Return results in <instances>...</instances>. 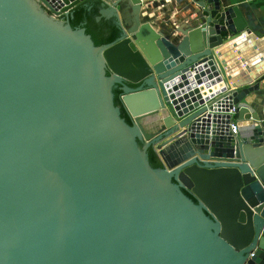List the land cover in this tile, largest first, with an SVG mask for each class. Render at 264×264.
<instances>
[{"label":"water","instance_id":"water-1","mask_svg":"<svg viewBox=\"0 0 264 264\" xmlns=\"http://www.w3.org/2000/svg\"><path fill=\"white\" fill-rule=\"evenodd\" d=\"M84 1L0 0V264H264V86L218 53L250 12L190 0L168 29L174 0H100L122 34L95 47Z\"/></svg>","mask_w":264,"mask_h":264},{"label":"crops","instance_id":"crops-1","mask_svg":"<svg viewBox=\"0 0 264 264\" xmlns=\"http://www.w3.org/2000/svg\"><path fill=\"white\" fill-rule=\"evenodd\" d=\"M220 1L226 6H241V10L247 14L246 17L250 19V16H252L250 23L253 27L252 32L254 37L241 38L238 40L239 44L232 42L228 46L230 50H226L228 47L226 49H222L221 47L218 51L219 55L222 52H227L225 56L219 57V59L226 71L229 86H238V88L242 86L248 87L257 83V81L260 82V85L264 86V70L257 72L256 67V60L264 57V0ZM169 5L172 7V12L167 10L162 13V7H158V17L154 21L157 28L166 26L168 29H172L177 24H186L188 20L194 18L195 12L198 10L190 0H174V4L169 3ZM249 12L250 16H248ZM148 16H153V13H150Z\"/></svg>","mask_w":264,"mask_h":264},{"label":"trees","instance_id":"trees-1","mask_svg":"<svg viewBox=\"0 0 264 264\" xmlns=\"http://www.w3.org/2000/svg\"><path fill=\"white\" fill-rule=\"evenodd\" d=\"M102 2L100 0H86L76 6L67 17L71 29H84L87 36L90 37L95 47L108 45L121 37V29L117 24L114 17H102L101 11L103 10ZM108 75V73H106ZM129 87L135 88L136 85L128 84ZM113 94V104L119 109L120 118L125 121L127 125L132 124V120L127 114L122 102V89L119 85H114L111 89ZM137 145L140 149L144 147V142L137 140ZM147 159L149 166L152 169H162L163 165L155 152L153 147L146 149ZM184 195L197 203L196 199L190 195L186 190H182Z\"/></svg>","mask_w":264,"mask_h":264},{"label":"built area","instance_id":"built-area-1","mask_svg":"<svg viewBox=\"0 0 264 264\" xmlns=\"http://www.w3.org/2000/svg\"><path fill=\"white\" fill-rule=\"evenodd\" d=\"M51 16H52L53 18H55V19H60V16H55V15H51ZM223 100H224V99H220V101L224 102ZM204 105L206 106L207 103H204ZM214 108H216V105L214 106ZM227 114H229L230 116H234V115L236 114V109H235V107H232L231 109H229V110L227 111ZM229 129H230V132H231L233 135H236V134H237V127H236V125H234V124H230ZM252 256H253V251H251V252L249 253L248 257L246 258V261L249 260Z\"/></svg>","mask_w":264,"mask_h":264},{"label":"bare ground","instance_id":"bare-ground-1","mask_svg":"<svg viewBox=\"0 0 264 264\" xmlns=\"http://www.w3.org/2000/svg\"><path fill=\"white\" fill-rule=\"evenodd\" d=\"M241 38H239V39H236L234 42H236L237 44H239L238 42V40H240ZM231 43L232 42H230V43H227V44H225L224 46H222V49H226V47H228V46H230L231 45ZM229 49V47L226 49V50H228ZM230 50V49H229ZM226 53L227 52H222V54L220 53V57H223V56H225L226 55ZM259 53V52H258ZM256 67H257V72H262V70H264V57L262 58V59H257L256 60ZM252 77H253V75H252ZM239 83V82H238ZM237 84V83H236Z\"/></svg>","mask_w":264,"mask_h":264}]
</instances>
